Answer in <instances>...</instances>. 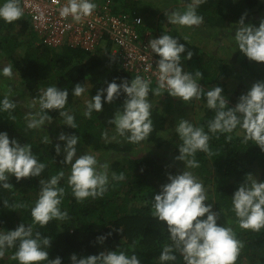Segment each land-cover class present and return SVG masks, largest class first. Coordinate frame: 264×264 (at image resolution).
<instances>
[{
    "label": "trees",
    "instance_id": "obj_1",
    "mask_svg": "<svg viewBox=\"0 0 264 264\" xmlns=\"http://www.w3.org/2000/svg\"><path fill=\"white\" fill-rule=\"evenodd\" d=\"M103 1V0H101ZM111 0L112 5L122 13L136 12L140 16H157L161 24L168 20L170 9L184 11L185 6L192 0H159V4L153 3V11L139 8V0ZM262 0H206L197 7L198 15L203 16L201 27H216L213 32L215 37H224L221 42L230 40L235 34L236 24L241 16H244L245 24H252L258 27L264 19V3ZM4 3V0L2 1ZM122 4L118 9L116 5ZM184 3V5H182ZM149 19V18H148ZM140 32L141 36L149 32L152 37L158 38L167 34L185 45L186 51L181 54L183 70L194 73L199 70L202 73V83L205 91L215 86H221L223 95L228 100L229 107L235 106L238 98L249 90L247 80L264 81V62L258 63L248 60L239 52L238 46L233 45L235 61L227 58L212 57L205 60L204 53L199 46L192 43L189 35H184L179 28H172L171 23L168 29L158 24L156 31H151L143 21ZM30 20L23 15L19 20L6 23L0 20V30H5L0 35V48L4 54V60L10 61L15 67L17 81L26 87V90L34 100L40 97L39 90L43 86H56L61 90H68V99L65 105L66 111L74 115L77 124L76 129L64 125V118L59 116L57 110L48 111L52 121L62 123L65 135H77L80 137L79 144L85 150H91L95 156L104 152L108 153L107 164L109 173L117 174L123 172V181H112L109 177V187L102 198H86L78 202L68 185L67 169L70 164L62 163L64 155L60 152L57 155L55 147L58 144H66L59 140L57 143L50 137L55 134L50 130V124L43 125L40 129H28L26 114L31 111H22L21 103H16L11 115L15 121L9 119V112L0 110V132H7L9 139H15L20 143L31 145L32 153L37 155L38 160L46 165L39 177L21 178L19 181L14 176H9V183L12 189H4L0 183V229L5 231L14 230L19 224L32 225L34 232L38 231L42 237L51 239V246L48 249L49 260L56 257L61 258V264H71L69 257L76 254L77 258L89 255H98L101 251H124L128 255H136L140 264H160L158 259L162 247L171 243L167 226L153 217L151 214L152 198L158 194L160 187L168 183L167 175H176L185 170L184 162L176 160L179 155L178 149L182 144L178 134L174 132L171 140L163 139L159 133L163 130L166 117L173 111L174 102L183 103L178 98H173L167 92L163 93V100L155 105L156 96L150 84L148 100L152 104L151 120L152 132L148 138L139 143H131L125 137L116 134L115 125L109 123L113 119L115 111L122 108L125 94L121 93L112 104L103 101V111H93L91 118H86L83 113H77L74 104L78 97L72 94L75 84H82L85 89L89 88L90 100L98 89L105 88L107 83L114 79L117 84L122 79L131 81L135 76L122 69L118 58L112 57L111 46H107L105 52L88 59L89 53L80 49H73L67 46L50 48L36 44V39L31 28ZM150 31H149V30ZM196 33L203 31L196 28ZM24 39L20 41L19 39ZM186 38V39H185ZM19 45H24L25 50L20 55L16 50ZM230 46V44H229ZM100 50V49H98ZM187 51L193 53L191 60L186 59ZM159 57V56H158ZM202 59L204 63H202ZM211 59V60H210ZM234 76L239 83L232 93L225 88V81ZM7 79L0 76V84ZM19 83V84H20ZM252 86V85H251ZM20 87V86H19ZM15 89V87H14ZM22 92L17 88V91ZM8 92L0 90V101ZM13 93V92H12ZM10 99L14 101L12 97ZM206 103L205 98H201ZM190 103H192L190 101ZM39 111V105L36 104ZM28 109V105L24 106ZM200 123L194 126H202L208 132V121L214 118L215 112L206 106ZM51 121V122H52ZM107 132V139L102 133ZM210 136L209 147L214 153L208 156L206 153L197 151L195 159L200 167L186 169L202 182L207 199L205 204H212V210L219 213L218 224L232 227L236 238L241 241L243 247L240 250L236 264H264V228L259 232L241 229L237 218L232 211L231 196L243 183L246 174L254 176L259 172L257 181H264V151L254 144L243 141V131L238 126L232 133H208ZM231 136V139H227ZM49 141L45 142V138ZM115 137V139H113ZM170 143L169 150L163 145ZM167 144V145H168ZM167 155H165V152ZM163 152V154H161ZM167 162V165H166ZM260 170V171H259ZM60 171L64 177L59 181L58 187L65 189L61 211L67 210L68 219L64 221L51 220L47 225L41 227L34 224L31 217V209L34 207L40 191L39 180L47 181ZM8 200L9 205L23 204V208H5L3 201ZM206 218V216L204 217ZM119 229L120 231H116ZM111 235H107L108 233ZM106 236L101 244L97 237ZM16 251L15 248L8 249L0 264H18V261L10 257ZM245 262V263H244ZM47 264V262H41ZM176 264H183L182 258L178 255Z\"/></svg>",
    "mask_w": 264,
    "mask_h": 264
},
{
    "label": "clouds",
    "instance_id": "obj_2",
    "mask_svg": "<svg viewBox=\"0 0 264 264\" xmlns=\"http://www.w3.org/2000/svg\"><path fill=\"white\" fill-rule=\"evenodd\" d=\"M205 2L206 0H192L184 11H171L168 22L184 27L201 26L204 18L197 14L196 9ZM54 3H59V0H54ZM96 8L97 5L92 0H66L60 9V16L65 19L71 16L79 21L91 16ZM23 15L21 0H4L0 4V20L6 23L19 20ZM235 28L233 38L239 52L250 61L264 62V19L256 27L245 24L244 16H241ZM148 47L159 56L156 62L157 87L152 89L155 96H162L167 92L169 96L185 103L203 97L207 107L215 112L214 118L208 121V132L202 126H194L185 119H180L175 128L182 141L178 149L179 155L175 159L184 162L185 170L176 175L168 174V183L161 185L151 204V214L167 226L171 241L162 247L158 257L160 264H176L178 255L183 264H236L243 247L241 241L236 238L232 227L217 223L219 213L212 210V204H205L208 199L202 182L192 171L186 169L200 167L195 159L197 151L208 156L214 155L209 147L208 133L230 134L238 126L244 133L242 142L253 141L264 151V81L253 83L250 90L238 98L235 106L229 107L221 86L205 91L198 83L203 78L199 70L194 73L183 70L181 54L186 51L184 44L163 34L149 40ZM192 57L193 53L187 51L186 59L191 60ZM2 72L4 76L11 78L12 65L4 66ZM150 84V80L139 75L131 81L122 79L119 84L114 79L105 88L98 89L91 100L85 101L86 110L83 115L91 118L93 111H103L102 96L104 102L112 104L123 93L126 98L122 108L115 111L109 123L114 124L116 134L125 137L128 142H142L153 130L150 118L152 104L148 100ZM85 90L82 84L77 83L72 88V94L80 97ZM11 95L9 89L0 101V110L9 112V119L15 121L11 110L15 109L16 102L10 99ZM68 95L67 89L61 90L54 85L45 88L39 99L33 100L28 106L35 108L38 103L39 111L26 114L27 128L40 129L43 125L50 124L52 117L48 115V111L57 110L59 116L64 118V125L76 129L74 115L64 110ZM102 137L107 139V132L102 133ZM58 139L66 142L63 149L66 155L62 163L71 165L68 185L76 200L82 202L89 197L102 198L109 187V165L106 162L99 163L93 154L83 153L77 157L75 146L80 140L79 136L61 133ZM227 139L230 140L231 136ZM48 141L49 137H46L45 142ZM31 149V145H21L15 139L10 140L7 132H0V183L4 189L13 188L8 182L10 175L19 181L21 178L39 177L45 169L46 165L38 160ZM55 150L59 155L61 149L58 144ZM63 177L64 172L60 171L47 181L39 180V195L31 209L34 224L43 227L53 219H68L67 210L61 211L60 208L65 189L58 187V184ZM124 179L123 172L111 173L112 181ZM231 198L232 211L241 229L259 232L264 228V181H257L251 174H246L243 183ZM3 206L13 209L24 207L23 204L9 205L8 200L3 201ZM51 239L42 237L40 232H34L32 225L26 227L23 223L14 230L0 231V259L5 257L8 249L15 248L16 251L10 258L18 261V264H41L45 261L47 264H61L60 257L51 260L48 258V251L45 249L51 246ZM105 239L106 236L97 237L101 244ZM69 259L71 264H140L136 255H128L124 251H101L98 255L79 259L76 254H72Z\"/></svg>",
    "mask_w": 264,
    "mask_h": 264
},
{
    "label": "built area",
    "instance_id": "obj_3",
    "mask_svg": "<svg viewBox=\"0 0 264 264\" xmlns=\"http://www.w3.org/2000/svg\"><path fill=\"white\" fill-rule=\"evenodd\" d=\"M97 5L91 16L76 21L60 16L66 0H21L24 15L30 20L36 44L50 48L67 46L88 53L111 46L112 57L118 58L126 72L150 80L157 87L159 57L148 47L156 39L149 32L141 36L144 25L136 12L122 13L111 0H92ZM139 21V23L137 22Z\"/></svg>",
    "mask_w": 264,
    "mask_h": 264
},
{
    "label": "rangeland",
    "instance_id": "obj_4",
    "mask_svg": "<svg viewBox=\"0 0 264 264\" xmlns=\"http://www.w3.org/2000/svg\"><path fill=\"white\" fill-rule=\"evenodd\" d=\"M2 1L3 0H0V4L3 3ZM98 1H101V0H98ZM113 1L115 2V0H113ZM261 2L264 3V0H262ZM138 3H139L140 9L146 8V9L153 11L155 9H153V7L151 5L153 3H156V5H158L159 0H139ZM116 5L118 6V9L122 6V4H118V3H116ZM182 5H184V3ZM171 7H172L171 5L166 7V10L168 11L170 9V11H173V10H171ZM158 14H157V16H155V15L154 16H148L147 19H146V15L145 16L141 15V18L143 21L146 22V24L148 23L147 24L148 27L152 28L151 31L153 30V32H154V30H155L157 35H160L159 32L156 31V29L158 27L157 25L161 24L160 21L158 20L159 19ZM169 24L170 23L167 20L163 24H161V27L164 29H168ZM171 25L173 26L172 28H174V27L179 28L184 35H189V37L192 40V43L199 46L201 52L204 53L205 60L209 61V58L219 56L220 58H227L231 62L235 61V53L233 51V45H235L234 38L232 36L230 38V40H225L224 42H221L220 39H223L225 36L224 37L222 36L219 38V37H215L213 35V32L221 31V30H218L219 28H216V27L210 28L207 26L206 27H201V26H199V27H195V26L194 27H184V26H179L176 24H171ZM196 28L201 29V31H203V33L202 34L200 32L196 33V30H195ZM5 32L6 31L3 29L0 30V35L4 34ZM19 40L23 41L24 39L20 38ZM229 44H230V46H229ZM26 48L24 45H19L17 47L18 50H16V51L19 52L20 55H22L23 51ZM102 52L106 53L104 48L97 50L96 52L89 53L88 59L96 57V56L102 54ZM4 57L5 56H4V54L0 48V76L3 79H7V81L5 83H2V85L0 84V90L8 92L9 89H11V92H13L11 97L14 99V101L16 103H21L23 105V107H21L22 111H29L30 109H32V112H36V110L38 109L36 106H35V108H28V109L24 108V106H26V104L29 106L35 98L33 99L30 96V94L26 90V87H24V85L19 82L20 80L17 81L16 71L14 70L15 67L10 63V61H8V62L5 61ZM201 62L204 63V60L202 59ZM8 64L12 65L13 75L11 78L4 76L3 72H2L3 67L8 65ZM246 81H247V87L250 90L251 85H252V81H249L247 79H246ZM198 83L200 84V86H202V83H200V82H198ZM238 83H239L238 79H236L234 76L231 75V77L225 81L226 91L228 93H232V91H234L235 88L237 87ZM14 87H15V89H14ZM47 87L48 86H43L39 90V94L41 95L42 91ZM17 88L21 89L22 92H20L19 90L17 91ZM163 98H164L163 94H162V96H156L155 105L159 104V102H161L163 100ZM78 100L79 101L74 104V109L77 113H84V111L86 110L85 101L90 100L89 88H87L85 90V92L80 97H78ZM191 102L192 103H190V101L187 103H185V102H183V103L176 102L175 103L174 102L173 111L170 112L169 115L166 117V122H165L164 128L159 133V136H161L163 139H165L166 142H168L167 141L168 139L171 140V137L173 136V134L175 132V128H176L180 119L189 120L193 125L201 122L202 116L204 115V112H205L204 107L206 106V103L203 101V99H200V100L193 99V100H191ZM49 128L52 132L55 129H57L55 134L50 137V140L51 139L53 141L55 140L58 143L59 142L58 136L61 133H64L63 128H62V123H59L57 121V119L53 120L50 123ZM167 144L168 143L163 145V147L166 146L164 148L169 150L170 143L168 145ZM59 146L61 149L60 152L65 157L66 154L63 151V149L65 147L64 144H59ZM75 147H76V156L77 157L83 153H91V150H89V149L85 150V148H83V146H81V144H79V143ZM167 152L168 151L165 152V155H167ZM161 154H163V152ZM108 156H109V154L104 152L100 155H97L96 158H97L99 163L103 164V163L107 162ZM73 162H74V160H73ZM166 165H167V162H166ZM70 173H71V167L67 169V174H68L67 177L70 176ZM111 173L112 172L109 173V177H111ZM253 177L256 180H258L259 172H257ZM0 231H5V229L1 228ZM245 264H247V263H245Z\"/></svg>",
    "mask_w": 264,
    "mask_h": 264
},
{
    "label": "crops",
    "instance_id": "obj_5",
    "mask_svg": "<svg viewBox=\"0 0 264 264\" xmlns=\"http://www.w3.org/2000/svg\"><path fill=\"white\" fill-rule=\"evenodd\" d=\"M99 2H101V1H99ZM31 26V25H30ZM31 28H32V26H31Z\"/></svg>",
    "mask_w": 264,
    "mask_h": 264
}]
</instances>
